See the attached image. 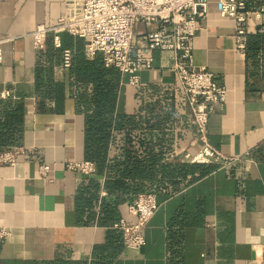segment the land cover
Masks as SVG:
<instances>
[{
  "label": "crops",
  "instance_id": "1",
  "mask_svg": "<svg viewBox=\"0 0 264 264\" xmlns=\"http://www.w3.org/2000/svg\"><path fill=\"white\" fill-rule=\"evenodd\" d=\"M64 10L65 0H0V37L8 39L0 98L23 99L25 106L23 151L14 164L0 163V227L11 232L0 239V264H264V49L255 61L238 51L234 21L209 0L194 37L192 65L210 70L228 89L225 103L210 116L209 138L228 155L251 152L253 161L228 168L196 164L190 182L179 178L176 191L154 192L159 208L144 230L146 243L132 249L113 225L99 223L104 202L116 207L119 219L134 222L129 196L110 194L106 168L100 174L96 165L94 174L85 175L66 167L86 160L85 115L72 96L69 70L50 45L55 47L52 34L42 50L29 35L38 25H57ZM150 28L138 25L137 46L145 44L141 33ZM256 33L261 32L249 34ZM61 34L85 49L84 38ZM152 56L154 67L140 72V85L121 72L115 113L139 124L112 129L109 161L131 139L141 159L152 150L161 164L178 165L167 158L181 155L193 140L188 100L172 70L174 53L155 48ZM42 164L51 167L47 178L40 175ZM92 179L100 186L94 221L86 224L76 197L80 189H91Z\"/></svg>",
  "mask_w": 264,
  "mask_h": 264
},
{
  "label": "built area",
  "instance_id": "2",
  "mask_svg": "<svg viewBox=\"0 0 264 264\" xmlns=\"http://www.w3.org/2000/svg\"><path fill=\"white\" fill-rule=\"evenodd\" d=\"M216 7L221 16L234 21L238 51L245 52L252 30L264 33V0H216ZM208 9L209 0H65V10L57 25H38L29 35L38 50L45 49L49 34L57 48L62 47V32L84 38L88 57L101 54L106 67L128 74L129 83L136 86L141 84L140 72L154 67L153 49L172 51L175 57L172 70L186 94L195 133L186 151L167 160L228 168L238 162L253 161V156L251 152L245 157L228 155L209 138L210 116L225 103L228 89L216 80L213 72L192 65L194 37ZM141 23L151 28L141 33L145 44L137 46ZM7 40L0 37V65L4 61L3 44ZM72 57V49L63 48L64 67L71 66ZM4 95L9 96L10 92ZM261 146L264 148V139ZM22 151L20 145L1 151L0 163L14 164ZM66 167L85 175L96 172V163L87 159L68 162ZM50 168L48 164L40 165L42 178H47ZM158 208L156 193L149 191L138 193L127 205L128 214L136 220L121 217L113 223V228L121 232L125 247L137 249L145 245L144 230ZM10 235L8 229L0 227V239Z\"/></svg>",
  "mask_w": 264,
  "mask_h": 264
},
{
  "label": "trees",
  "instance_id": "3",
  "mask_svg": "<svg viewBox=\"0 0 264 264\" xmlns=\"http://www.w3.org/2000/svg\"><path fill=\"white\" fill-rule=\"evenodd\" d=\"M61 40V48L50 45L61 59L63 48H70L73 51L72 64L67 69L72 86L71 93L76 100L77 109L85 115V158L96 163L98 173L101 174L105 168L107 169L109 179L106 180L105 187L110 194L127 195L129 200L133 201L138 193L144 191L172 193L180 187L179 178L187 179V183L190 182L196 172V164H161V155L152 150L147 151L146 157L141 159L138 150L133 149L131 139L122 154L109 161L108 148L112 129L139 124V119L137 122L134 121L135 117L128 118L115 113L121 71L115 67H106L101 54L89 59L81 44L74 48V44L65 41L62 34ZM262 49H264V33L249 34L246 52L248 55L251 53L253 61ZM47 94L49 95L50 91H46ZM24 117L23 99L14 102L0 98V152L20 145L24 131ZM159 173L162 175L161 178L158 177ZM90 186L91 189L89 187L80 189L76 197L78 217L86 224L94 221V207L100 183L92 179ZM117 220L119 217L116 207L107 202L102 203L99 223L112 226Z\"/></svg>",
  "mask_w": 264,
  "mask_h": 264
}]
</instances>
